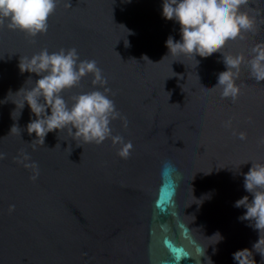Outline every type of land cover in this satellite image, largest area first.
I'll return each instance as SVG.
<instances>
[{"label": "water", "instance_id": "obj_1", "mask_svg": "<svg viewBox=\"0 0 264 264\" xmlns=\"http://www.w3.org/2000/svg\"><path fill=\"white\" fill-rule=\"evenodd\" d=\"M162 5L56 0L46 33L0 27V264H236L241 249L245 264H264V242L253 248L264 232L234 207L252 198L244 189L252 162L264 164V82L242 64L238 99L222 98L213 87L227 70L220 53L197 56L198 66L171 55L166 41L181 40L180 25ZM242 10L256 29L221 52L250 59L264 43V0ZM72 48L96 61L107 84L89 74L63 97L70 106L73 96L109 88L121 114L112 135L131 143L128 158L111 138L86 143L64 129L43 144L28 133L36 117L20 106L39 77L21 73L20 59Z\"/></svg>", "mask_w": 264, "mask_h": 264}, {"label": "clouds", "instance_id": "obj_2", "mask_svg": "<svg viewBox=\"0 0 264 264\" xmlns=\"http://www.w3.org/2000/svg\"><path fill=\"white\" fill-rule=\"evenodd\" d=\"M248 4L249 0H163L162 5L163 17L180 25L181 40L177 41L169 36L166 41L170 54L191 55L196 59L197 56L208 58L220 53L227 70L218 74L217 83L213 87H220L222 98H231L233 102L238 99L241 92L236 81L239 79L242 64H247L252 79L264 82V43L252 48L250 59L243 54L222 55L221 52L229 41L243 39L245 33L256 29V18L242 10V6ZM68 6L71 7L70 2ZM55 8L56 0H0V27L7 21L10 30H21L30 36L46 33L49 17ZM145 58L150 60L147 56ZM199 63L197 60V66ZM19 68L21 73H34L39 77L35 80L34 86L26 90L20 106V115L27 104L36 117L27 125L28 133L30 135L35 133L38 138L36 140L42 138L44 144L50 132L68 129L74 137L82 138L86 143L94 142L99 145L111 138L114 144L122 146L118 155L122 158L129 157L131 143H124L122 137L112 135L111 122L121 118V114L116 109L115 102L109 98L111 92L109 88L104 87L103 91L96 89L73 96V103L70 106L62 95L65 90L79 86L82 79L89 74L94 76V85L107 84L95 60H80L75 48L52 53L43 49L30 59L21 58ZM22 90L24 88L17 93ZM15 111L12 112V118ZM16 126L14 124L11 131ZM230 126L229 121L226 127ZM239 138L246 139V134L240 133ZM3 158L5 154L0 153V159ZM30 166L37 167L35 164ZM244 189L252 198L244 196L235 202L234 207L246 209L240 219L249 221L250 226L257 230L261 237V233L264 232V164L252 162V167L244 174ZM220 237L222 240L223 237L221 235ZM261 242L264 241L259 238L253 248L255 249ZM248 251L249 249H241L233 253L236 264H245L242 257Z\"/></svg>", "mask_w": 264, "mask_h": 264}]
</instances>
